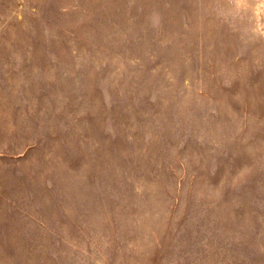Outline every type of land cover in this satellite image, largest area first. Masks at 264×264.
<instances>
[{
	"label": "rangeland",
	"instance_id": "obj_1",
	"mask_svg": "<svg viewBox=\"0 0 264 264\" xmlns=\"http://www.w3.org/2000/svg\"><path fill=\"white\" fill-rule=\"evenodd\" d=\"M0 264H264V0H0Z\"/></svg>",
	"mask_w": 264,
	"mask_h": 264
}]
</instances>
